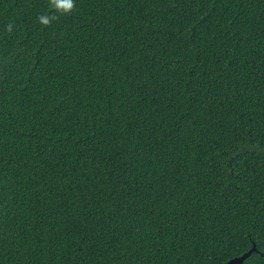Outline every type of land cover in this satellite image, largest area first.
Segmentation results:
<instances>
[{"label": "trees", "instance_id": "16d2710c", "mask_svg": "<svg viewBox=\"0 0 264 264\" xmlns=\"http://www.w3.org/2000/svg\"><path fill=\"white\" fill-rule=\"evenodd\" d=\"M73 3L0 0V264H264V0Z\"/></svg>", "mask_w": 264, "mask_h": 264}, {"label": "clouds", "instance_id": "9594fccd", "mask_svg": "<svg viewBox=\"0 0 264 264\" xmlns=\"http://www.w3.org/2000/svg\"><path fill=\"white\" fill-rule=\"evenodd\" d=\"M55 6L62 13H70L74 8L73 0H54ZM58 17L53 16L52 19H57ZM40 22L47 25L49 23V18L47 16L39 17ZM11 24L6 26V30L11 31Z\"/></svg>", "mask_w": 264, "mask_h": 264}, {"label": "water", "instance_id": "95a60500", "mask_svg": "<svg viewBox=\"0 0 264 264\" xmlns=\"http://www.w3.org/2000/svg\"><path fill=\"white\" fill-rule=\"evenodd\" d=\"M253 249H254V245L253 243H251V245L246 250H244L240 254L228 258L223 262V264H240L242 257H244L250 250Z\"/></svg>", "mask_w": 264, "mask_h": 264}]
</instances>
